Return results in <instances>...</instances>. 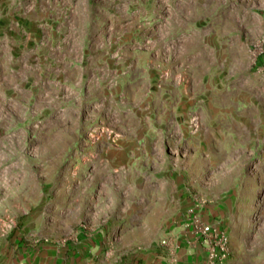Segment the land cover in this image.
<instances>
[{"label": "rangeland", "instance_id": "obj_1", "mask_svg": "<svg viewBox=\"0 0 264 264\" xmlns=\"http://www.w3.org/2000/svg\"><path fill=\"white\" fill-rule=\"evenodd\" d=\"M263 49L264 0H0V264L174 262L191 208L264 264Z\"/></svg>", "mask_w": 264, "mask_h": 264}, {"label": "crops", "instance_id": "obj_2", "mask_svg": "<svg viewBox=\"0 0 264 264\" xmlns=\"http://www.w3.org/2000/svg\"><path fill=\"white\" fill-rule=\"evenodd\" d=\"M162 253L157 264H205V254L199 242H194L191 247L184 245L176 263L169 262L165 252ZM103 255L100 241L86 235L77 242L45 245L39 252L23 256L17 264H107L102 260Z\"/></svg>", "mask_w": 264, "mask_h": 264}, {"label": "built area", "instance_id": "obj_3", "mask_svg": "<svg viewBox=\"0 0 264 264\" xmlns=\"http://www.w3.org/2000/svg\"><path fill=\"white\" fill-rule=\"evenodd\" d=\"M183 226L184 232L189 238V245L193 246L194 242H199L206 252L205 264L228 263L231 257V244L226 229L209 219H205L204 214L197 208H191L186 213ZM173 241L174 238L171 237L163 240L162 243L170 246L171 242V256L173 263H176L178 261L177 251L180 245H175Z\"/></svg>", "mask_w": 264, "mask_h": 264}]
</instances>
